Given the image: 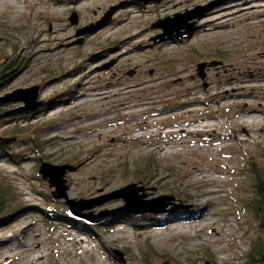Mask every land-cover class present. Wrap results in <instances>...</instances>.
Listing matches in <instances>:
<instances>
[{
    "label": "rangeland",
    "instance_id": "1",
    "mask_svg": "<svg viewBox=\"0 0 264 264\" xmlns=\"http://www.w3.org/2000/svg\"><path fill=\"white\" fill-rule=\"evenodd\" d=\"M195 11L193 37L176 41L154 26ZM14 51L20 66L0 98L38 85L40 100L57 101L34 116L0 103L5 117L15 114L0 137L30 128L2 147L0 183L19 210L0 221V239L32 251L40 243L44 264H245L250 240H264L236 206L251 192L249 164L264 170V0H0V64ZM41 160L73 166L67 196L92 206L87 217L122 207L108 195L131 183L144 188L125 192L137 204L166 195L153 205L180 207L137 221L123 212L98 225L73 219L79 227L52 197ZM12 255L0 246V264H18Z\"/></svg>",
    "mask_w": 264,
    "mask_h": 264
},
{
    "label": "water",
    "instance_id": "2",
    "mask_svg": "<svg viewBox=\"0 0 264 264\" xmlns=\"http://www.w3.org/2000/svg\"><path fill=\"white\" fill-rule=\"evenodd\" d=\"M143 1V0H140ZM110 15L108 14L109 18ZM198 17V14L195 12H187L185 14H176L173 17H166L162 20H159L154 26L159 27L164 32V37L169 38H177L181 39L186 36H188L192 31L194 27V22L187 23L188 20H194ZM104 18V19H107ZM71 24L75 25L77 24V14L72 13L71 17L69 18ZM106 20H103L99 22L97 25H91L89 27H86L80 31H78V35L82 33H87L93 29H96L98 25L104 23ZM181 23H184L182 26ZM184 29L183 32H181V29ZM177 32V34L174 35V33ZM167 39V38H165ZM215 64V63H213ZM210 64V65H213ZM206 67V63H201L198 65V75L200 78H204V70ZM133 71L128 72L129 76H132ZM39 90L40 87L38 85L25 88V89H17L14 92L5 95L4 97L0 98V103H23V105L19 108V111L26 112V113H32L38 110L40 107L44 105V101L39 99ZM15 137H0V146H7L10 143L15 141ZM73 166L64 164V165H52L50 163L44 162L41 160V164L39 167V174L41 175L42 179L47 181L49 186L53 188L51 195L54 199L57 200H64L65 205L68 207V215L72 219L75 220H84L87 224L90 225H98L106 220L113 218L115 215L119 213H125L126 215H132L137 216L141 214H153V215H159V214H167V213H174L176 212L177 208L180 206H175L172 209H166L167 204H159L162 202V200H172L173 197L171 196H159L158 198L143 202L140 201L141 197L138 198L140 201V204H137L134 202L133 196L125 195V192L128 190L134 189L135 191H142L143 187H136V184L131 183L128 184L113 193L109 194L108 197H112L115 199H122L124 201V205L116 210L110 211V212H101L98 215H94L91 217H87L86 215H83L81 212L85 209L92 208V206H79L81 203H86L85 200H74L69 199L67 196V189L68 186L66 185V179L64 178L66 175V172L68 170H72ZM114 196V197H113ZM159 202V205H153V203ZM113 253L121 260V262H125L123 258V254L118 251L114 250Z\"/></svg>",
    "mask_w": 264,
    "mask_h": 264
},
{
    "label": "trees",
    "instance_id": "3",
    "mask_svg": "<svg viewBox=\"0 0 264 264\" xmlns=\"http://www.w3.org/2000/svg\"><path fill=\"white\" fill-rule=\"evenodd\" d=\"M1 59L2 62L0 64V84L4 81L7 82V78L12 77L16 73V67L20 66V63H18L19 60H17L19 59V57L16 51H14L11 55L3 53V58ZM25 114L28 115L29 113ZM5 115L6 111L0 109V119H4L3 122H0L1 126L11 123L15 117V114H11V116L9 117H5ZM28 116H30V114ZM29 129V127L19 128L14 125L12 128H10V130H6V134L11 135V137H15L17 134L25 132ZM32 134L36 135L37 131H32ZM32 140L37 146L40 143L37 137L33 138ZM6 153H8L7 150L0 147V156H4ZM10 157L16 160V155ZM249 165V180L251 192L248 196L246 195L245 197L239 198L237 200L238 205L236 203V206H238V209L242 213L249 214L258 223L259 232L264 233V170H260L254 162H251ZM15 199L16 198L12 187L0 183V221L2 220V218L5 217L6 214L15 213L19 210L17 205L13 203V200ZM50 211V217L56 218L59 216V211L55 209ZM146 217L152 219L153 221L160 222L164 221L167 217H169V215H146ZM127 218L129 220L131 219L137 221L138 217L128 216ZM69 221L76 223V225H78L79 227L86 226L85 224H80L73 219H69ZM250 241V250L248 253V258H246L245 264H264V240L262 236L259 234L258 237L252 238Z\"/></svg>",
    "mask_w": 264,
    "mask_h": 264
},
{
    "label": "bare ground",
    "instance_id": "4",
    "mask_svg": "<svg viewBox=\"0 0 264 264\" xmlns=\"http://www.w3.org/2000/svg\"><path fill=\"white\" fill-rule=\"evenodd\" d=\"M130 71H133V74L137 71H134V70H129L128 72ZM128 72H127V76L128 77H131L128 75ZM132 74V75H133ZM122 77L119 78V80L121 79ZM255 116L252 117L251 119L248 120V122H252L254 120ZM195 131V130H194ZM211 225V229H212V232H214L216 235H220V231H217V229L214 227V223H210ZM40 237V234H36L35 235V238H39ZM11 243H12V240H11V236L9 237H4L3 239H0V246H9L10 247V250L12 251V254L14 255L13 260L17 261L18 264H44V261H45V254H46V251L48 249H42V245L40 243H37L36 247H35V250L32 251L30 249H28V246L26 245H23L21 247H16V248H13L11 246ZM83 246H85V242L83 241ZM65 245V244H63ZM65 247V246H64ZM25 252H30V255L28 257H26V255H24ZM12 255V256H13ZM10 255L7 256L5 258L6 261H8L10 259Z\"/></svg>",
    "mask_w": 264,
    "mask_h": 264
},
{
    "label": "flooded vegetation",
    "instance_id": "5",
    "mask_svg": "<svg viewBox=\"0 0 264 264\" xmlns=\"http://www.w3.org/2000/svg\"><path fill=\"white\" fill-rule=\"evenodd\" d=\"M196 22V21H195ZM197 25H194V27H193V31H194V29H195V31L196 32H198V30H197ZM192 31V32H193ZM192 32L187 36V37H185V39H187V38H190V37H193L194 35H195V33H194V35L192 34ZM176 39V38H175ZM182 39H184V38H182ZM177 40H179V39H176V41ZM179 41H181V39L179 40ZM184 42V41H183ZM216 68V67H215ZM207 69V68H206ZM206 69H205V71H206ZM207 70H209V68L207 69ZM55 97V99L53 100V97L52 98H46V99H44L43 101H44V105H43V107H41V108H39L38 110H36L34 113H32V114H30V116H34L35 114H38V113H40V112H43V111H47L49 108H50V106L53 104V103H56V96H54Z\"/></svg>",
    "mask_w": 264,
    "mask_h": 264
}]
</instances>
